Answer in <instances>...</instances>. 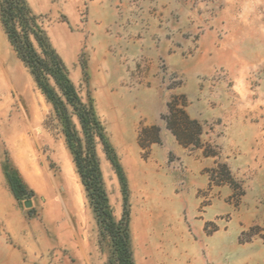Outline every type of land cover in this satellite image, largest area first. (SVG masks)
Returning a JSON list of instances; mask_svg holds the SVG:
<instances>
[{"label":"rangeland","instance_id":"374dc122","mask_svg":"<svg viewBox=\"0 0 264 264\" xmlns=\"http://www.w3.org/2000/svg\"><path fill=\"white\" fill-rule=\"evenodd\" d=\"M24 1L82 102L93 99L110 150L97 138L88 147L112 219L120 222L124 206L128 211L134 264H264V0L188 2L202 24L197 32H185L190 42L185 54H192L205 32L216 33L217 57L229 68L215 67L199 80L210 88L223 86L227 119L196 120L197 145L183 146L172 133L177 144H168L154 126L158 133L148 129L145 149L138 133L152 126L134 122L130 134H117V71L105 68L113 57L97 50L100 39L88 28V1ZM126 1L136 15L142 13L144 0ZM148 7L153 14L152 1ZM0 39L7 70L0 81V264H109L112 242L100 232L61 120L17 57L1 21ZM155 76L167 90L182 82L164 58L156 62ZM173 99L175 111L184 110L182 97H171L167 105ZM128 112L129 107L123 117L129 119ZM167 114L168 106L164 122ZM69 116L84 141L70 109ZM176 122H181L177 113ZM180 131L195 137V128ZM229 135L236 147H247V160L235 169L225 150L235 147ZM157 143L164 147L153 148Z\"/></svg>","mask_w":264,"mask_h":264},{"label":"crops","instance_id":"0c3cea01","mask_svg":"<svg viewBox=\"0 0 264 264\" xmlns=\"http://www.w3.org/2000/svg\"><path fill=\"white\" fill-rule=\"evenodd\" d=\"M87 1L88 28L100 39L96 42L97 50L113 57L105 68L110 66L117 71L118 135L130 134L131 124L142 121L145 126L158 127L168 144H177L161 119L171 97H182L186 114L200 123L227 119V92L223 86L210 88L199 80L215 67L229 66L217 57L216 33L205 32L193 45L192 54H185L190 44L185 32H197L202 24L191 10L190 0H144L140 15L132 11L126 0ZM150 1L155 6L153 14L147 12ZM159 58H164L170 70L181 75L182 82L177 87L167 90L160 86L155 76ZM128 107L129 119L123 117ZM229 137L228 142L235 147L225 150L231 154V169H235L236 164L247 160V147H236V140L229 141ZM161 147L164 144L153 146L157 150Z\"/></svg>","mask_w":264,"mask_h":264},{"label":"trees","instance_id":"16d2710c","mask_svg":"<svg viewBox=\"0 0 264 264\" xmlns=\"http://www.w3.org/2000/svg\"><path fill=\"white\" fill-rule=\"evenodd\" d=\"M0 21L17 57L29 69L37 87L61 120L65 143L73 156L77 173L95 212L100 232L103 236H108L112 242L113 252L109 264H134L129 245L128 211L124 206L123 219L120 222L112 219L93 147L91 149L88 147L93 139L97 138L105 151L110 150L103 133V126L95 114L93 99L88 96V101L82 102L69 78L66 65L39 34L34 17L30 14L24 0H0ZM32 40L36 42L40 53L35 51ZM175 103V99L168 103V114L163 117L167 129L171 131L179 144L186 146L195 143L197 145V136L201 133L200 124L190 119L182 108L175 111ZM69 109L77 117L84 141L77 137L70 120ZM176 113L180 116V123L176 122ZM181 126L184 127V131L195 128V137L188 139L183 132L181 133ZM148 129L154 134L158 133V129L154 126L141 128L138 133V143L142 149L147 148L142 141ZM152 142H158V139L148 140L149 144ZM119 176L124 194L125 183L121 173ZM7 179L11 187H14L11 177L7 176ZM124 203H126L125 198Z\"/></svg>","mask_w":264,"mask_h":264},{"label":"bare ground","instance_id":"6f19581e","mask_svg":"<svg viewBox=\"0 0 264 264\" xmlns=\"http://www.w3.org/2000/svg\"><path fill=\"white\" fill-rule=\"evenodd\" d=\"M20 69V68H19ZM21 72V71H20ZM7 77V70L5 68V55L1 46V39H0V81H3ZM7 84V83H6ZM8 86V85H7ZM22 87V86H21ZM26 89V88H25ZM24 90V89H23ZM27 91V90H26ZM25 91V92H26ZM1 95V94H0ZM35 109V107H34Z\"/></svg>","mask_w":264,"mask_h":264},{"label":"water","instance_id":"95a60500","mask_svg":"<svg viewBox=\"0 0 264 264\" xmlns=\"http://www.w3.org/2000/svg\"><path fill=\"white\" fill-rule=\"evenodd\" d=\"M26 205L29 207L30 206V203H26Z\"/></svg>","mask_w":264,"mask_h":264},{"label":"built area","instance_id":"2783aa9c","mask_svg":"<svg viewBox=\"0 0 264 264\" xmlns=\"http://www.w3.org/2000/svg\"><path fill=\"white\" fill-rule=\"evenodd\" d=\"M163 65H164V64L162 63V64H161V66H162L161 68H163Z\"/></svg>","mask_w":264,"mask_h":264}]
</instances>
